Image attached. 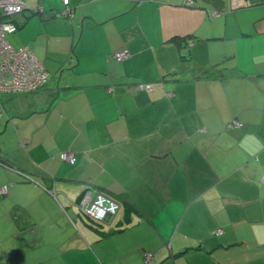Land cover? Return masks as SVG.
Returning <instances> with one entry per match:
<instances>
[{"label": "crops", "instance_id": "obj_1", "mask_svg": "<svg viewBox=\"0 0 264 264\" xmlns=\"http://www.w3.org/2000/svg\"><path fill=\"white\" fill-rule=\"evenodd\" d=\"M25 2L49 79L0 94V264H264V0Z\"/></svg>", "mask_w": 264, "mask_h": 264}, {"label": "built area", "instance_id": "obj_2", "mask_svg": "<svg viewBox=\"0 0 264 264\" xmlns=\"http://www.w3.org/2000/svg\"><path fill=\"white\" fill-rule=\"evenodd\" d=\"M63 1L69 10V0ZM28 8L30 6L25 0H0V94L31 92L42 88L49 79V72L31 48L28 46L15 48L7 38L18 28V24L11 17ZM36 10L39 13L44 12L42 6L37 7ZM129 56L128 49H121L114 53L113 58L116 61H122ZM140 87L145 90L153 89L152 84H141ZM1 115L2 111H0ZM235 126H239V123H235ZM60 157L72 164L76 161V154L72 151H63ZM7 192L8 185L0 187V195ZM80 208L90 218L104 221L108 215H113L120 210L121 203L104 193L94 195L90 191H86L80 201Z\"/></svg>", "mask_w": 264, "mask_h": 264}, {"label": "rangeland", "instance_id": "obj_3", "mask_svg": "<svg viewBox=\"0 0 264 264\" xmlns=\"http://www.w3.org/2000/svg\"><path fill=\"white\" fill-rule=\"evenodd\" d=\"M8 40L12 43V36L11 34L8 35ZM40 88L38 89H35L33 91H36V90H39ZM15 93V92H13ZM32 102H33V99H32V96L31 95H27V94H17L14 98V111L17 113V114H23L25 112H27L29 110V108L31 109L32 108ZM4 143V142H3ZM6 145V142L5 144ZM11 145H9L10 147ZM6 147V146H5ZM82 199V198H81ZM81 201V200H80ZM80 201H79V206H80ZM119 212V211H118ZM117 213H114L113 215H108L106 218H111V217H114L115 215L118 214ZM88 218V217H87ZM95 222V220H94ZM98 222V221H97Z\"/></svg>", "mask_w": 264, "mask_h": 264}, {"label": "trees", "instance_id": "obj_4", "mask_svg": "<svg viewBox=\"0 0 264 264\" xmlns=\"http://www.w3.org/2000/svg\"><path fill=\"white\" fill-rule=\"evenodd\" d=\"M69 3H70V0H69ZM68 7H69V4H68ZM39 13V12H38ZM40 13H43V12H40ZM68 14H70V11L68 12ZM8 37V36H7ZM11 44V43H10ZM12 45V44H11ZM24 46H28L29 47V45H24ZM14 47V46H13ZM16 48V47H15ZM30 48V47H29ZM32 50V49H31ZM183 57H185V58H187L188 57V55L187 54H184L183 53ZM63 151H61V153H62ZM60 153V154H61ZM94 220V219H93Z\"/></svg>", "mask_w": 264, "mask_h": 264}]
</instances>
